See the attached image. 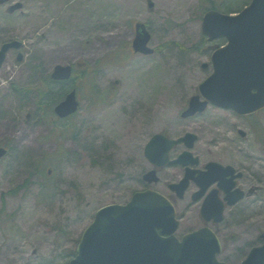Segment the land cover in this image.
Here are the masks:
<instances>
[{"label":"rangeland","instance_id":"1","mask_svg":"<svg viewBox=\"0 0 264 264\" xmlns=\"http://www.w3.org/2000/svg\"><path fill=\"white\" fill-rule=\"evenodd\" d=\"M16 2L23 8L10 13ZM250 2L11 0L0 5V48L18 40L24 55L18 62V52L10 51L0 69V146L9 149L0 159V264H69L96 212L128 202L136 191L151 187L179 204L169 185L181 179L183 167L157 169L160 180L152 185L142 179L153 169L145 147L155 134L194 133L198 141L191 151L202 163L232 165L245 174L240 183L249 196L215 229L222 244L218 258L242 264L252 248L263 245L264 110L243 116L210 105L204 113L182 117L213 73L212 54L226 43L204 38V14L212 5L228 13L230 5L240 11ZM136 22L148 25L155 54L133 53ZM59 64L89 73L77 91L78 113L53 124L33 105L34 93L21 99L14 89L37 87ZM68 126L75 134L64 131ZM53 130L56 135L50 136ZM184 150L180 145L171 158ZM199 211L177 212L178 237L204 224Z\"/></svg>","mask_w":264,"mask_h":264},{"label":"water","instance_id":"2","mask_svg":"<svg viewBox=\"0 0 264 264\" xmlns=\"http://www.w3.org/2000/svg\"><path fill=\"white\" fill-rule=\"evenodd\" d=\"M8 2L0 0L1 4ZM22 7V3H17L9 11L15 12ZM136 32L134 51L152 54L153 50L148 47L151 35L145 24H137ZM202 32L211 41L224 37L228 44L214 53V72L200 85V93L205 101L202 102L200 96L193 97L183 117L203 112L208 103L232 109L241 115L264 109V0H252L246 8L233 15L208 11L203 18ZM21 47L19 41L5 43L0 50V68L7 53ZM23 59L20 53L18 61ZM206 67L204 64L203 68ZM72 72V66L58 65L52 78L70 80ZM78 107L76 91H72L56 106L55 112L59 117L66 118L74 114ZM196 140L197 136L192 133L178 140L162 134L155 135L146 146L145 156L158 167L168 163L197 165L198 158H194L190 152H184L175 161L169 159V152L176 145L184 143L190 149ZM5 154L6 150L0 148V157ZM197 172L188 168L186 177L170 188L183 197L191 178L204 189L219 180L229 205L243 198L241 190L232 192L235 178L241 176L235 175L232 166L210 163L208 171H199L198 178H195ZM228 176L231 178L226 180ZM145 180L149 183L159 181L157 172L153 170L147 173ZM225 183L228 187L224 186ZM214 204L207 200L204 208L212 212L211 217L216 222H220L223 218L219 209L223 204L218 200ZM207 219L210 220L209 217ZM178 228L175 209L164 195L152 189L137 192L126 205H108L97 211L93 223L83 233L77 255L70 264H225L217 259L222 248L210 228L185 235L182 241L174 235ZM243 264H264V246L254 248Z\"/></svg>","mask_w":264,"mask_h":264},{"label":"trees","instance_id":"3","mask_svg":"<svg viewBox=\"0 0 264 264\" xmlns=\"http://www.w3.org/2000/svg\"><path fill=\"white\" fill-rule=\"evenodd\" d=\"M230 6L227 9L228 13L238 12L235 11V9H233L235 8L233 7V5ZM212 8L222 9V6L218 7V5H212ZM85 70L84 72H81L78 69H75L72 80L68 82H55L51 79L50 75L48 74L46 77H43L41 81L38 82L37 87H32L27 89L23 87H15L14 89L15 94L18 98L22 99L24 96L30 93H34L35 95L33 97L34 98L33 105L37 107L40 112H42L41 116L43 119L47 120V122L49 123L54 124L56 123V120L54 119L53 107L65 97V95L68 93V91L71 88H77L80 85V83L83 81L85 76L88 75L89 73L87 69ZM73 128H74L73 126H68V128L65 129L64 131L72 132L73 135L75 134V128L74 131ZM51 133L52 134H50V136L56 135L55 130H53ZM59 136H61V134H59ZM48 163L49 162L46 161V164ZM49 165H53V164H49ZM40 166L41 168L39 167L37 168L45 169L46 165H40Z\"/></svg>","mask_w":264,"mask_h":264},{"label":"flooded vegetation","instance_id":"4","mask_svg":"<svg viewBox=\"0 0 264 264\" xmlns=\"http://www.w3.org/2000/svg\"><path fill=\"white\" fill-rule=\"evenodd\" d=\"M152 10V9H151ZM147 25V24H146ZM147 27H148V25H147ZM148 29H149V27H148ZM134 31H135V37H136V34H137V32H136V28H134ZM151 33V32H150ZM151 36H152V34H151ZM151 41H152V39H151ZM131 46H133V42H132V45ZM132 49H133V47H132ZM133 51V50H132ZM133 53H135L134 51H133ZM136 54H141V55H144L143 53H138V52H136ZM151 55H153V54H151ZM54 81V80H53ZM55 82H57V81H55ZM176 149V148H175ZM174 149V150H175ZM178 156V155H177ZM176 156V157H177ZM175 158V157H174ZM208 165V163H202L201 162V160H200V166H199V169H200V171H205L206 169H207V165ZM177 167H180L179 165L177 166ZM240 172H242L243 173V171H240ZM186 168L185 167H183V175H182V177H181V179H183V178H185L186 177ZM198 175V174H197ZM196 175V176H197ZM195 177V176H194ZM231 178V176H228L227 178H226V180H229ZM142 179H143V177H142ZM180 179V180H181ZM244 179H246V177H245V174L243 173V176L240 178V179H238L237 180V186L238 187H241L242 188V186H241V183H240V181L241 180H244ZM179 180V181H180ZM221 180V179H220ZM143 181H144V179H143ZM179 181H177V182H179ZM191 182H190V186L188 187V189H187V191H186V193H185V197H184V199L183 200H179L180 201V203L179 204H176V202H175V200H172V202L174 203V205H175V208H176V210L179 212L183 207L186 209V210H189V208H192V207H197V208H199V215H200V217L202 218V215H201V210H202V206H203V203H204V201L206 200V198H209V197H211L213 194H218V196H219V198L220 199H223L224 198V190L222 189V187L220 186V181L218 180V181H216L215 183H213V184H210L209 186H207L205 189L204 188H201V187H199L198 185H197V183H196V181H195V179H191L190 180ZM145 182V181H144ZM177 182H175V183H177ZM146 183V182H145ZM224 186L225 187H228V184H224ZM244 186V185H243ZM244 189V188H243ZM245 190V189H244ZM217 191V192H216ZM216 192V193H215ZM173 194V196H175L176 197V195H175V193H172ZM249 195V194H248ZM174 198V197H173ZM185 202H187V204H185ZM185 204V205H184ZM236 208H237V206H235L234 208H227V210L226 211H228V213H231V212H233L234 210H236ZM233 216H234V214H232ZM211 225H213V224H211ZM215 227H217V225H214Z\"/></svg>","mask_w":264,"mask_h":264},{"label":"bare ground","instance_id":"5","mask_svg":"<svg viewBox=\"0 0 264 264\" xmlns=\"http://www.w3.org/2000/svg\"><path fill=\"white\" fill-rule=\"evenodd\" d=\"M74 6H75V5H74ZM74 6H73V7H74ZM73 7H72V8H73ZM64 14H66V15H68V16H71V12H65Z\"/></svg>","mask_w":264,"mask_h":264}]
</instances>
